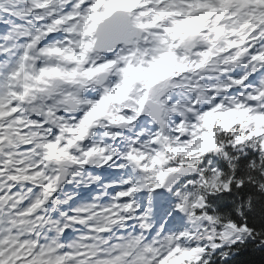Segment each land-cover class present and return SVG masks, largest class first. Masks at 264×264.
<instances>
[{
    "label": "snow or ice",
    "instance_id": "obj_1",
    "mask_svg": "<svg viewBox=\"0 0 264 264\" xmlns=\"http://www.w3.org/2000/svg\"><path fill=\"white\" fill-rule=\"evenodd\" d=\"M0 264H264V0H0Z\"/></svg>",
    "mask_w": 264,
    "mask_h": 264
}]
</instances>
